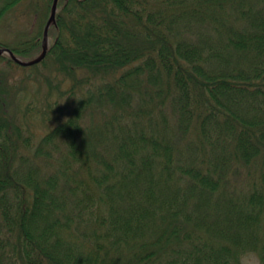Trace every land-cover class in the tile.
I'll list each match as a JSON object with an SVG mask.
<instances>
[{
    "label": "trees",
    "instance_id": "1",
    "mask_svg": "<svg viewBox=\"0 0 264 264\" xmlns=\"http://www.w3.org/2000/svg\"><path fill=\"white\" fill-rule=\"evenodd\" d=\"M48 40L0 54V264H264V0H58Z\"/></svg>",
    "mask_w": 264,
    "mask_h": 264
},
{
    "label": "water",
    "instance_id": "2",
    "mask_svg": "<svg viewBox=\"0 0 264 264\" xmlns=\"http://www.w3.org/2000/svg\"><path fill=\"white\" fill-rule=\"evenodd\" d=\"M57 10H58V0H53L51 13H50V16H49V18H48V20L46 22L45 28H44L45 44H44L43 51H42V53L40 55H38L36 58L31 59V60H24V59H21V58L15 56L13 54L12 50L7 48V47L2 48L0 50V54L2 52H9L10 54H12V56L15 58L16 61L20 62L21 64H25V65L34 64V63H37V62L41 61L43 59V57L45 56V54L47 52V49H48V45H49L48 30H49V27H50L51 23L56 18Z\"/></svg>",
    "mask_w": 264,
    "mask_h": 264
},
{
    "label": "rangeland",
    "instance_id": "3",
    "mask_svg": "<svg viewBox=\"0 0 264 264\" xmlns=\"http://www.w3.org/2000/svg\"><path fill=\"white\" fill-rule=\"evenodd\" d=\"M242 264H260L258 256L251 252L242 257Z\"/></svg>",
    "mask_w": 264,
    "mask_h": 264
}]
</instances>
